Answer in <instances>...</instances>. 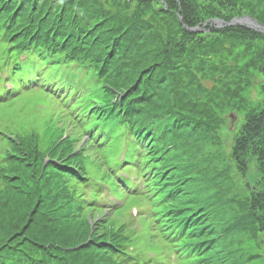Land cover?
Here are the masks:
<instances>
[{
	"label": "trees",
	"instance_id": "16d2710c",
	"mask_svg": "<svg viewBox=\"0 0 264 264\" xmlns=\"http://www.w3.org/2000/svg\"><path fill=\"white\" fill-rule=\"evenodd\" d=\"M101 1H109L111 7H117L120 11L104 8L105 4H100ZM193 4L194 6L199 4L198 9L193 7V10H196L194 12L191 11ZM200 5H202L200 1L196 3L195 0H192L191 6L189 0H0V103H5L18 95L19 91L24 90L23 88L20 90L19 86L24 85L27 87L25 91L38 90L43 93L49 92L53 96L62 95L58 99L63 100L66 107V103L74 100L79 90L91 91V87L87 85L93 82V92L98 98L88 101L86 105L88 109L85 111L81 109L83 101L73 103L70 110L77 112L79 118L83 119L82 123L87 125L88 132L85 131L88 135L95 130L91 141L103 137L99 144H95L96 147L100 146L102 139L110 133L108 129L110 123L119 127L115 136L109 135V138L112 140L118 138L120 142L124 138L126 141L127 166H135L141 174L140 180L144 187L149 185L146 177L144 180L142 178L151 172L154 185L150 190L158 194L153 199L155 204L171 200L166 203L167 207L161 209L157 207L153 219V223L158 225L157 228L163 231L162 238L167 241L183 234L187 227L192 222H197L200 217L198 210L202 205L190 206L178 194L183 192L182 184L188 185L202 179V176L191 171L196 166L194 161L187 163L172 161L173 157H166L165 153L177 143L175 136L179 135L178 129L195 130V125H190L188 121H195L201 125L204 123L184 113L181 116L180 113L184 112L182 105H180L182 109L175 108L173 102H164L160 105L155 102V97L169 98L168 94L161 95L157 91L163 88L166 82H169L170 86L178 82L174 78L175 73L168 67H172V63L185 67L187 61L195 60L191 52L209 54L208 50L213 49L212 41L219 40L220 44L232 42L231 37L227 38V30L232 27L227 26V23L235 18L231 15L234 11L226 12L219 9L213 11L214 8L209 7L210 5L205 7ZM157 17L159 20L163 18L172 20V26L180 31L177 33L184 36L182 40L190 39L185 43L187 50L184 45L181 48L179 42L170 44L169 39L164 41L155 31L153 34L160 43L156 49L160 53L148 49L146 40L142 46L139 37L146 31L148 24H151L150 21ZM215 19L224 24L222 28L212 26L211 23ZM236 29L244 30L240 27ZM238 34L240 35L239 32ZM154 66H159V70H156L158 73L154 68L152 73L148 71ZM75 73L78 79L84 78L82 80L87 83V87L84 86L83 89L80 85L81 88L74 89L65 97L66 93L61 89L68 84L64 81L69 80L68 74ZM142 73L145 74L142 76ZM152 77L155 79L154 83ZM42 81L55 84L42 85ZM5 83L11 85L13 89L8 90ZM90 96L92 97V93ZM179 119L182 123L178 128ZM255 119H263V122L259 121L255 126L251 119L246 120L230 156L233 160L239 161L240 156H244L249 150L259 154L258 165L262 178L260 186L263 189L258 190L257 195L253 196L257 200L256 203L253 202L255 207L253 211L254 221L256 224L259 223L260 231L264 233L262 201L264 112L262 115L261 112L255 115ZM0 121L4 123V120ZM1 122L0 134L7 136L8 143L5 151L1 153L5 166L0 168V182L3 180L4 183L0 188V214L4 206L12 205L7 202H13L16 198L25 200L17 204L26 208L22 218L10 216L0 226V235L5 234L0 236L3 237L0 238V264H98L100 257L95 258L97 254L101 256L106 254L105 264H166L159 261H144L146 258L143 255L128 252L124 244L120 245L113 240L100 241L98 235L91 236L90 232L83 228L73 232L67 231L65 224L74 225L69 218L73 215L74 208L70 202L72 192L70 196L63 194L62 186H59L60 181L66 183L64 186L67 189L75 185L82 190L90 191L89 204L103 208L116 207L109 192V189H113V184L106 185L100 180L88 177L83 162L64 161V158L57 155L41 158V154L36 151L39 145L35 135L14 137V134L6 133L4 128V126L12 128L11 122L5 123L4 126ZM131 149L136 152L135 158V154L130 152ZM34 160L42 161V165L45 163V169L42 170V165L40 168L31 169L30 164L35 162ZM118 162L117 159L116 163ZM116 163H110V166L118 170L119 166ZM145 164L150 165L147 170ZM20 166L27 167L26 171H31L29 179L33 181L44 180L47 170L50 169L55 176L54 191L46 184L42 187L34 183L31 185L32 190L21 191L25 188L16 185L17 178L21 176L17 172ZM120 172L128 176L123 178V185L129 186L127 192L139 196L145 194L148 199L150 198L148 188L141 192L140 185L134 183L136 178L126 170L121 169ZM107 178L110 179V176L107 175ZM113 179H116V176ZM11 180H14V184L10 183ZM127 180H130L131 184L126 183ZM82 198L84 196L79 199ZM63 199L66 200L69 212L65 207L56 212ZM177 200L179 201L176 202ZM21 219L27 220L23 222L25 228L19 233L18 228L14 229L10 225L11 222H21ZM84 227L88 228L87 225ZM200 229H192L189 233ZM219 237V235L211 239L205 237L181 246L192 251L194 248L216 241ZM93 243L98 244L96 246L101 247L102 252L99 253L100 248L93 247ZM241 262L232 260V264Z\"/></svg>",
	"mask_w": 264,
	"mask_h": 264
},
{
	"label": "rangeland",
	"instance_id": "374dc122",
	"mask_svg": "<svg viewBox=\"0 0 264 264\" xmlns=\"http://www.w3.org/2000/svg\"><path fill=\"white\" fill-rule=\"evenodd\" d=\"M199 1L202 4L200 6L210 5L209 7L214 8L213 11L218 9L226 12L233 10L234 13L231 15L235 18L227 25L232 21L238 23L233 26L229 25L232 28L227 30V38L231 37V43L220 44L219 40L212 41L213 49L208 50L209 54L188 52L192 54L195 62L187 61L185 67L176 66L173 63L172 67L168 66L171 72L175 73L174 78L178 82H175L173 86L166 82L164 87L157 91L161 95L168 94L169 98L155 97V102L160 105L164 102H173L175 108H181L180 105H182L184 112L180 113L181 116L184 113L204 123L201 125L195 121H188L190 125H195V130L192 128L183 130L178 129L182 123L179 119L177 121L178 128H176L179 135L175 136L177 143L165 153L166 157H173L172 161L178 160L180 163L194 161L196 166L191 171L202 176V179L198 181L181 185L183 192H180L178 196L190 206L200 204L202 207L198 210L200 217L197 222H192L180 236L167 241L161 236L163 231L153 223L157 207L158 209L165 208L168 206L166 203L171 200H164L160 204L153 202L154 196L157 197L158 194L150 190L154 185L151 172L142 178L144 180L146 177V181H148L149 186L144 187V189L148 188L147 191L151 194L148 199L145 194L139 196L127 192L129 186L123 185V178H126V175L120 172L124 165H128L127 163L119 166L118 170L110 166V163H116L123 153L120 140L109 138V135L115 136L119 127L110 123L108 125L110 133L102 139L100 146L96 147L95 144H99L103 137L94 139V142L91 141L95 130L88 135L87 125L82 123L83 119L79 118L77 112L70 110L73 103L83 101L81 109L85 111L88 109L86 106L88 101L98 98L97 94L93 92V82L87 85L82 80L84 78L76 77L77 73L68 74L69 80L64 81L68 84L67 97L69 91L72 92L80 85L83 89L86 85L90 86L91 91L79 90L76 92L75 99L66 103V107L63 100L62 102L58 96H53L49 92L26 90L15 95L9 101L0 103V120H4V123L0 122L3 126L5 123L11 122L12 128L5 126L4 128L6 133L14 134V137L35 135L39 145L36 151L41 154V158L57 155L64 158V161L83 162L88 177L100 180L106 185L113 184V189H109V192L113 196L116 207L103 208L89 204L90 191L82 190L81 187L75 185L67 189L64 186L66 183L63 184L60 181L59 186H62L63 194L70 196L72 192L70 202L74 208L72 209L73 215L69 218L74 225L65 224L67 231L73 232V230L77 231L83 228L88 230L91 236L98 235L100 241H116L120 245L124 244L128 252L140 253L150 261L165 262L166 264H232L233 259H236L237 262L242 261L240 264H264V233H261L259 223H255L253 211L255 208L253 202L257 201L253 196L257 195L258 190L263 189L260 186L262 178L258 165L259 154L249 150L244 156H240L239 161L233 160L230 156L231 149L236 145L246 120L251 119L255 126L259 121L263 122V119H255V115L259 112L262 115L264 112V58H261L264 56V0H195L196 3ZM191 2L192 0H189V6H191ZM101 3L105 4L104 8H114L115 12L120 11L117 7H111L109 1H101ZM193 7L198 9L199 4L192 5L191 11L194 12L196 10H193ZM171 22L172 20L165 18L159 20L158 17L150 21L151 24H148L146 31L140 36L141 38L139 37V42L144 46L147 41L148 49L159 52L156 47L160 46V43L153 34L155 31L158 37L164 41L169 39L170 44L179 42L181 43L179 46L182 48L184 45L187 50L185 43L190 39L182 40L184 36L177 33L179 30H175ZM212 22V26L218 29L224 25L218 19ZM239 27L244 30H237L236 28ZM144 40L146 41L144 42ZM160 41L162 40L160 39ZM137 59L134 58V60ZM163 62H165L164 59ZM164 64L166 65V63ZM153 68L155 71L159 70V66H154L148 71L152 73ZM147 73L149 74V72ZM151 79L154 83L155 79L153 77ZM22 88L25 90L27 87L19 86L20 90ZM162 112L167 113L166 111ZM174 112L179 114L176 110ZM231 114L236 116V121L233 129L229 130ZM161 119L163 120V117ZM189 124L186 125L190 127ZM0 141H2L0 143V168L2 169L5 164L2 161L3 154L1 153L7 147V136L0 134ZM61 150H65V152ZM130 152L133 155L136 153L133 149ZM262 157H264V152ZM34 161L30 164V168H40L42 161ZM149 166V164H145V170ZM26 169L27 167L20 166L17 170L21 176L17 178L18 184L16 185H22L25 188L21 191L32 190L33 183L40 184L42 187L46 184L51 188V191H54L55 176L50 172V169L47 170L49 174H45L44 180L38 179L37 181L29 179L31 171H26ZM44 169L45 163L42 165V170ZM262 169H264V164ZM128 173L136 178L134 183L143 187L139 171L135 173L128 171ZM107 175L110 176V179L107 178ZM114 176L116 179H113ZM44 181L46 182L44 183ZM10 183L14 184V180H11ZM126 183L131 184V181L127 180ZM3 186L2 180L0 188ZM144 189L142 188V191H145ZM82 196L84 198L79 199ZM21 201L25 200L16 198L13 202H7L12 204L11 206L6 205L1 209L0 226L10 216H17V219L23 217L26 207L19 205ZM59 205L56 212H59L62 207L68 211L65 199ZM25 220L27 219L19 223L11 222L10 227L18 228L20 233L25 228L23 224ZM86 225L88 228L84 227ZM196 228L201 229L189 233L190 230ZM164 230L166 229L164 228ZM2 235L5 234L0 236ZM216 235L220 236L216 241L194 248L192 251L181 246L189 241L196 242L205 237L211 239ZM96 245L98 244H92L93 247ZM96 248H100L99 253L102 252L101 247L96 246ZM97 257H100L98 264H105L106 254L102 256L97 254L95 258Z\"/></svg>",
	"mask_w": 264,
	"mask_h": 264
},
{
	"label": "water",
	"instance_id": "95a60500",
	"mask_svg": "<svg viewBox=\"0 0 264 264\" xmlns=\"http://www.w3.org/2000/svg\"><path fill=\"white\" fill-rule=\"evenodd\" d=\"M237 23H238V22H236V21H232L230 24H228V26H229V25L233 26V25H236ZM229 119H230V127H229V130H232L233 127H234V123H235V121H236V116H235L234 114H231V115L229 116Z\"/></svg>",
	"mask_w": 264,
	"mask_h": 264
}]
</instances>
